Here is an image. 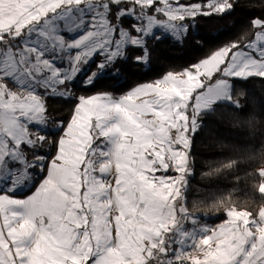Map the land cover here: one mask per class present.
<instances>
[{
	"label": "snow or ice",
	"instance_id": "6c2138e0",
	"mask_svg": "<svg viewBox=\"0 0 264 264\" xmlns=\"http://www.w3.org/2000/svg\"><path fill=\"white\" fill-rule=\"evenodd\" d=\"M235 7L236 0H0V264H264V205L254 213L231 192L213 195L209 208L224 219L209 226L188 200L205 118L220 105L243 107L237 81H264V16L207 58L119 96L72 92L118 76L129 59L147 64L150 40L179 41L186 21ZM133 49L141 54L130 57ZM49 99L74 100L70 116L55 119ZM124 142L134 173L117 187L113 216L90 201L105 203L94 185L111 178L102 165ZM249 161L257 166L234 179L250 181L264 202V150L205 175Z\"/></svg>",
	"mask_w": 264,
	"mask_h": 264
},
{
	"label": "trees",
	"instance_id": "16d2710c",
	"mask_svg": "<svg viewBox=\"0 0 264 264\" xmlns=\"http://www.w3.org/2000/svg\"><path fill=\"white\" fill-rule=\"evenodd\" d=\"M181 2L203 3V0ZM261 16H264V0H236L235 10L230 14L198 16L194 21H186L190 30L179 41L170 35L150 40L147 64L140 65L129 59L121 65L118 76L104 74L98 86L91 90L77 83L72 92L75 96L103 92L119 96L141 83L162 78L169 71H182L220 47L240 39L248 31L251 20ZM140 54L138 49L130 51V57ZM233 93L243 107L235 109L231 104L218 106L214 114L205 118L204 127L193 143L194 172L189 177L188 200L190 208L194 202L199 205L193 208L197 215L208 217L201 223L216 225L224 219L223 212L209 208L213 195L231 192L241 209L254 213L264 205L252 190L250 181L237 183L234 179L236 175L243 177L246 171L256 167V162H242L236 172L205 175L220 162L240 157L249 149L264 150V81L259 78L237 81ZM47 103L49 112L60 120L70 116L75 101L49 99Z\"/></svg>",
	"mask_w": 264,
	"mask_h": 264
},
{
	"label": "crops",
	"instance_id": "0c3cea01",
	"mask_svg": "<svg viewBox=\"0 0 264 264\" xmlns=\"http://www.w3.org/2000/svg\"><path fill=\"white\" fill-rule=\"evenodd\" d=\"M148 99L149 98H145L142 103L148 102ZM115 110L118 109L116 108ZM113 127H115V125H113ZM109 131L111 132V129H109ZM117 132H120V130L117 129ZM112 135L115 136L116 133H112ZM124 136L125 134L120 132V138L122 140L124 139ZM121 153H128V155H122ZM132 154L133 153L130 152V146L126 142L121 143L117 152L109 158L105 165H102L104 170L111 172V178H105L102 181L98 180L94 185L95 191L105 196V203L102 205L96 204L95 200L90 201L96 207L97 211L109 210L111 211V214L113 216H116V205L118 203L119 198V192L117 191V187L122 181L127 179L129 173H134V168L129 167V163H135L134 161H131ZM78 184L79 181L77 180V186ZM105 185H107V187H105ZM76 190L78 191V187ZM59 196L63 197V193H60ZM108 198H111V202L113 205L110 209L108 204ZM63 199L68 200V197H63ZM68 202L71 203L70 200H68ZM74 206H78V201L77 204ZM68 211L69 214H71V208ZM64 219L68 220V216L66 215ZM61 223L63 224L64 221H61ZM53 264H56V262L53 261ZM73 264H78V262L74 260Z\"/></svg>",
	"mask_w": 264,
	"mask_h": 264
},
{
	"label": "rangeland",
	"instance_id": "374dc122",
	"mask_svg": "<svg viewBox=\"0 0 264 264\" xmlns=\"http://www.w3.org/2000/svg\"><path fill=\"white\" fill-rule=\"evenodd\" d=\"M158 31H162V30H158ZM163 36H168V35H163ZM147 103V102H146ZM116 108L119 110V105L116 106ZM219 224V223H218ZM209 226H214L213 224H208Z\"/></svg>",
	"mask_w": 264,
	"mask_h": 264
}]
</instances>
